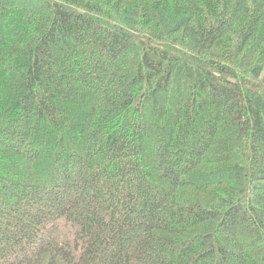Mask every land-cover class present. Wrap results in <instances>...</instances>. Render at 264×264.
<instances>
[{
    "label": "trees",
    "instance_id": "16d2710c",
    "mask_svg": "<svg viewBox=\"0 0 264 264\" xmlns=\"http://www.w3.org/2000/svg\"><path fill=\"white\" fill-rule=\"evenodd\" d=\"M0 264H264V0H0Z\"/></svg>",
    "mask_w": 264,
    "mask_h": 264
}]
</instances>
